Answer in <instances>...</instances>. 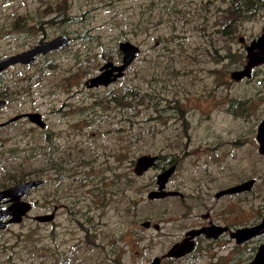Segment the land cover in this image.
Returning a JSON list of instances; mask_svg holds the SVG:
<instances>
[{"label": "rangeland", "instance_id": "rangeland-1", "mask_svg": "<svg viewBox=\"0 0 264 264\" xmlns=\"http://www.w3.org/2000/svg\"><path fill=\"white\" fill-rule=\"evenodd\" d=\"M262 1L0 0V58L41 39H72L0 73V190L40 180L23 197L26 216L3 219L0 264H147L209 208L235 225L264 216L255 137L264 64L250 79L231 77L262 32ZM125 41L138 47L125 69L106 85L85 84L106 62L122 63ZM29 112L43 125L8 122ZM142 155L158 160L137 174ZM171 164L166 188L189 197L148 200ZM247 180L249 189L214 198ZM44 214L53 217L35 218ZM148 220L160 230L142 226ZM204 244L174 264L212 263Z\"/></svg>", "mask_w": 264, "mask_h": 264}, {"label": "water", "instance_id": "water-1", "mask_svg": "<svg viewBox=\"0 0 264 264\" xmlns=\"http://www.w3.org/2000/svg\"><path fill=\"white\" fill-rule=\"evenodd\" d=\"M72 41L71 37L66 34L57 35L54 38L42 40L38 44L30 47L26 50L20 51L15 54L7 55L0 58V72L4 71L8 67L14 66L16 64H30L33 62L36 56L39 54H44L52 50H59ZM120 49L123 51L124 55L122 58V63L119 65L114 64L113 62H106L101 68L100 72L95 76L88 78L85 82L88 86H97L100 84H108L117 74L115 71L119 72L134 59L135 54L138 52V47L132 43L125 41L120 43ZM248 61L243 69L234 70L231 72V77L235 80H238L242 76L248 75L250 67L257 65L259 63H264V25L262 27L261 34L250 42L246 47ZM255 49H257L255 51ZM3 101H0L2 104ZM28 118L30 122L38 124L40 126L42 123V116L36 112L22 113L14 118L8 120L10 122L13 119ZM6 123V122H5ZM256 140L258 143V150L261 154H264V117L261 122L258 123ZM158 158L157 155H142L139 156L136 160L134 170L137 174L147 171L149 167L155 165V161ZM176 165L171 164L164 170L160 171L157 175V189H153L148 192V197L155 199L161 197L162 195L173 196L177 194V191L174 190H163L166 187L168 178L172 175L175 170ZM253 180H247L245 182L230 186L217 192L216 195L222 194H231L240 192L245 189H249ZM40 184V180L30 179V180H21L15 185L9 186L5 189L0 190V228L6 223L3 219L9 217L10 222H18L23 216L29 212L31 204L24 200L26 193L34 186ZM10 203L7 207L5 205ZM52 214L50 215H37L35 218L40 221H45L51 219ZM142 225H146L145 222ZM214 226L205 227L201 229H193L189 231L186 235V238L180 243L173 245L172 249L167 253V256L173 254L174 256L179 255V251L187 250L190 251L193 248V241L191 240L196 235L204 232L206 236L213 237L217 234L213 233ZM223 228H219L216 232H221ZM264 233V217L259 220L256 224L250 226H243L236 229L232 233V237L236 238L237 243H242L246 240L253 239L254 237ZM213 234V236H212ZM156 261V260H155ZM250 264H264V243L258 247L257 253L254 259Z\"/></svg>", "mask_w": 264, "mask_h": 264}, {"label": "flooded vegetation", "instance_id": "flooded-vegetation-1", "mask_svg": "<svg viewBox=\"0 0 264 264\" xmlns=\"http://www.w3.org/2000/svg\"><path fill=\"white\" fill-rule=\"evenodd\" d=\"M259 35H257L255 37V39ZM42 40H46V39H41L36 44H38ZM240 41L241 42L244 41L243 40V37H240ZM36 44H34V45H36ZM249 44L250 43H248V44L246 43L245 44V63L243 65V67L247 64V61L249 60L248 59V56H247V49H246V47ZM34 45H31L28 48L33 47ZM256 50L257 49H255V51ZM52 51H49V52L44 53V54H39L38 56L35 57V59L33 60V62L30 63V64L36 63L37 60H38V58H39V56H44V55H46V54H48V53H50ZM1 57H4V56H1ZM262 64H264V63H259L257 65H254V66L250 67L248 75L246 77H243V78L250 79L251 78V71L254 68H256L257 66H260ZM26 65H28V64H26ZM0 73H2V72H0ZM33 124H35V123H33ZM1 125L2 124H0V126ZM156 160H158V158ZM157 175H156V180H155V185H154L155 188L154 189H157V187H158ZM163 190H166L167 191V190H170V189H167L165 187ZM174 191H177V194L176 195H173V196L179 197V198H181V200H187V198L189 197V195L187 193H184V192L179 191V190H174ZM216 194L217 193L214 194V198L216 200L220 199L221 196L224 197L223 195H225V196L227 195V194H222V195H216ZM166 197H169V195H162L161 197H158V198H155V199L166 198ZM191 197L192 196H190V198ZM193 197L195 198V196H193ZM198 198L199 199H202L204 197H203V195H201ZM155 199H151V198L148 197V200H155ZM9 204L10 203H7L5 205V207H7ZM199 206L200 207H203L204 205L202 203H200ZM30 210H31V208H30ZM214 213L215 212L211 211V208H209L204 213H200L199 214V217L201 219H199L198 222H194V223L187 224L186 228L181 231L182 232V235L180 236V238H178L177 241H175L174 243H172V245L165 251V253L162 256H156L155 255L150 260V262H148L147 264H165L166 262H164V260H167V262H170L171 264H174L177 260H181V259L187 257L188 255H190L195 250H197L200 247L199 246V242H205V244L203 246L204 247L203 250H206V248H211V249L214 250V252H215V256H214L215 263H214V260H213L212 263H210V264H250V262L254 259L255 255L257 253L258 247L261 244L264 243V233H262V234H260V235H258L256 237H254L253 239L246 240V241H244L242 243H239V242L237 243L236 238L232 237V233L236 229H238L240 227L250 226V225L256 224L264 216H261L259 219L255 220V221H252V222H249V223L246 222L244 224L235 225L234 223H232L231 217L229 216V214L225 210L223 211V214L225 215L223 217V219L216 218V216H215ZM213 214H214V217H213ZM52 217H53V214H52ZM142 223H144V222H142ZM145 224L146 225H144V226H146V228H148V229L153 228L156 231L160 230V224L157 223V222H153L152 220H148V221L145 222ZM212 226L215 227L212 232L215 233V234H217L216 237L213 236V234H212L213 237H208V236H206V234L204 232H202V233L196 235L194 238L191 239L193 241V248L190 251L181 250V251H179V255L178 256H174L173 254L167 256V253L172 249L173 245L176 244V243H180L181 241H183L186 238V235H187V233L189 231H192L193 229H201V228L212 227ZM219 228H223V230L221 232H216V231L219 230ZM254 241H257V245H255V246H253L251 248H246L245 247L247 244H249L251 242H254ZM221 252H223L224 254H222Z\"/></svg>", "mask_w": 264, "mask_h": 264}, {"label": "trees", "instance_id": "trees-1", "mask_svg": "<svg viewBox=\"0 0 264 264\" xmlns=\"http://www.w3.org/2000/svg\"><path fill=\"white\" fill-rule=\"evenodd\" d=\"M263 3H264V1H262V5H263ZM262 5H261V6H262Z\"/></svg>", "mask_w": 264, "mask_h": 264}]
</instances>
